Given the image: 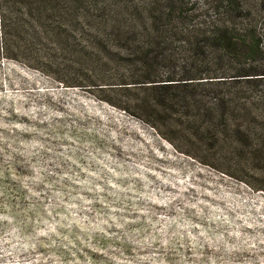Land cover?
<instances>
[{
	"label": "rangeland",
	"instance_id": "374dc122",
	"mask_svg": "<svg viewBox=\"0 0 264 264\" xmlns=\"http://www.w3.org/2000/svg\"><path fill=\"white\" fill-rule=\"evenodd\" d=\"M40 56L0 49V264H264L263 170L185 153Z\"/></svg>",
	"mask_w": 264,
	"mask_h": 264
},
{
	"label": "trees",
	"instance_id": "16d2710c",
	"mask_svg": "<svg viewBox=\"0 0 264 264\" xmlns=\"http://www.w3.org/2000/svg\"><path fill=\"white\" fill-rule=\"evenodd\" d=\"M0 49L107 92L187 154L264 171V0H0Z\"/></svg>",
	"mask_w": 264,
	"mask_h": 264
}]
</instances>
